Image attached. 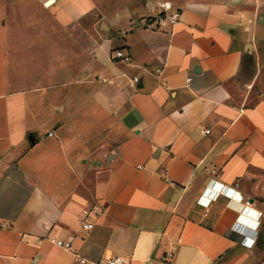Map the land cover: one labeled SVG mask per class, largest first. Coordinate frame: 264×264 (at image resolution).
<instances>
[{"label": "crops", "instance_id": "1", "mask_svg": "<svg viewBox=\"0 0 264 264\" xmlns=\"http://www.w3.org/2000/svg\"><path fill=\"white\" fill-rule=\"evenodd\" d=\"M74 253L264 264V0H0V264Z\"/></svg>", "mask_w": 264, "mask_h": 264}, {"label": "built area", "instance_id": "2", "mask_svg": "<svg viewBox=\"0 0 264 264\" xmlns=\"http://www.w3.org/2000/svg\"><path fill=\"white\" fill-rule=\"evenodd\" d=\"M181 13L178 10L169 11V6H165L163 11L154 17H143L138 21H134V25L140 26L144 30L156 31L159 30L164 25H172L180 21ZM110 57L114 61L129 63L131 62V55L127 53L123 48H115L110 52ZM190 79L187 78V81ZM139 82V77L137 75L130 76L128 78V85L130 87H135ZM51 135V133H49ZM92 223L83 224L84 229L92 228ZM248 237L241 235L240 243L248 247L252 246V239L249 238V242H246ZM56 244L64 249L71 250L73 249L71 241H62L57 240ZM74 259L79 264H129V261L126 257L121 255H113L108 258L99 259L96 261H89L77 253H74Z\"/></svg>", "mask_w": 264, "mask_h": 264}, {"label": "water", "instance_id": "3", "mask_svg": "<svg viewBox=\"0 0 264 264\" xmlns=\"http://www.w3.org/2000/svg\"><path fill=\"white\" fill-rule=\"evenodd\" d=\"M29 140L32 141L33 140L32 137H29Z\"/></svg>", "mask_w": 264, "mask_h": 264}, {"label": "clouds", "instance_id": "4", "mask_svg": "<svg viewBox=\"0 0 264 264\" xmlns=\"http://www.w3.org/2000/svg\"><path fill=\"white\" fill-rule=\"evenodd\" d=\"M251 239H253V237H251Z\"/></svg>", "mask_w": 264, "mask_h": 264}]
</instances>
